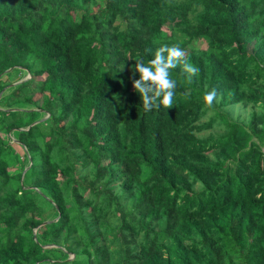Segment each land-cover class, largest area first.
<instances>
[{
	"label": "trees",
	"instance_id": "trees-1",
	"mask_svg": "<svg viewBox=\"0 0 264 264\" xmlns=\"http://www.w3.org/2000/svg\"><path fill=\"white\" fill-rule=\"evenodd\" d=\"M0 264H264V0H0Z\"/></svg>",
	"mask_w": 264,
	"mask_h": 264
},
{
	"label": "clouds",
	"instance_id": "clouds-1",
	"mask_svg": "<svg viewBox=\"0 0 264 264\" xmlns=\"http://www.w3.org/2000/svg\"><path fill=\"white\" fill-rule=\"evenodd\" d=\"M184 56L185 53L179 46L162 45L157 49L155 57L147 64L143 59L135 60L136 62L131 71L133 74L139 73V79L132 82V87L135 92L139 93L145 112L173 107L177 85L176 81L170 78V70L177 67L181 61H184ZM182 71L191 80L199 69L184 61ZM215 96V90L206 92L204 101L207 107H212ZM114 99L117 103L120 102L118 96H115Z\"/></svg>",
	"mask_w": 264,
	"mask_h": 264
},
{
	"label": "rangeland",
	"instance_id": "rangeland-1",
	"mask_svg": "<svg viewBox=\"0 0 264 264\" xmlns=\"http://www.w3.org/2000/svg\"><path fill=\"white\" fill-rule=\"evenodd\" d=\"M95 9H93V11H94ZM192 46L193 47H195V48H203L204 46H203V44L202 43H200V42H195L194 44H192ZM39 96L38 95H35L34 96V98H38ZM15 149H16V151H18L19 153H20V150L17 148V147H15ZM262 150H263V148H262ZM10 172H11V170H9ZM71 258V257H70Z\"/></svg>",
	"mask_w": 264,
	"mask_h": 264
},
{
	"label": "water",
	"instance_id": "water-1",
	"mask_svg": "<svg viewBox=\"0 0 264 264\" xmlns=\"http://www.w3.org/2000/svg\"><path fill=\"white\" fill-rule=\"evenodd\" d=\"M25 80V78L24 79H22V80H20V81H18V82H16V83H14V84H11L10 86H13V85H16V84H18V83H20V82H22V81H24ZM40 121H42V120H39V121H36V122H33L29 127H31V126H33L34 124H36L37 122H40ZM28 127V128H29ZM27 128V129H28ZM47 222H45V223H43V224H46ZM42 224V225H43ZM71 258H72V256H71Z\"/></svg>",
	"mask_w": 264,
	"mask_h": 264
}]
</instances>
